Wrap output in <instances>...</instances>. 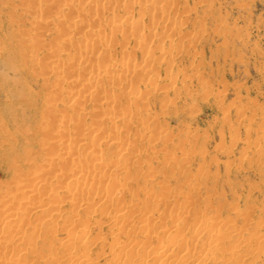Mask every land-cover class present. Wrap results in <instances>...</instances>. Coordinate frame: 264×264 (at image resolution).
<instances>
[{"label":"rangeland","instance_id":"rangeland-1","mask_svg":"<svg viewBox=\"0 0 264 264\" xmlns=\"http://www.w3.org/2000/svg\"><path fill=\"white\" fill-rule=\"evenodd\" d=\"M64 53L71 58L59 57ZM57 66L74 74L56 73ZM106 68L111 78H95L94 89H87L93 72ZM79 73L83 80L75 78ZM121 116L125 124L112 121ZM98 127L107 133L91 135ZM65 152L77 164L61 161ZM122 154L128 162L122 157L124 166H112ZM0 155V213L24 204L54 212L38 218L28 210L17 220L22 232L0 225L5 264L18 253L26 254L22 264H68L88 241L67 246L68 231L90 221L84 226L92 242L89 262L118 264L109 221L116 212H135L128 216L130 230L153 219L151 230L159 235L165 227L159 218L167 213L176 214L175 224L187 233L215 228L225 235L233 228L225 248L245 253L236 264H264V0H0ZM105 164L113 169L103 170ZM36 165L46 170L37 172ZM81 170L97 178L78 203L70 198L75 178L64 175ZM33 177L46 195L35 206L11 192ZM105 188L107 202L99 196ZM135 235H119V245L140 243L135 254L141 256L157 248L156 241L146 245L141 233ZM206 239L197 240L203 251ZM137 255L130 259L136 262Z\"/></svg>","mask_w":264,"mask_h":264},{"label":"bare ground","instance_id":"bare-ground-1","mask_svg":"<svg viewBox=\"0 0 264 264\" xmlns=\"http://www.w3.org/2000/svg\"><path fill=\"white\" fill-rule=\"evenodd\" d=\"M170 1V0H169ZM115 2V1H114ZM136 2V1H135ZM149 2H151V1H149ZM173 2V1H172ZM81 3H83V1L81 2ZM91 3H93V2H91ZM143 3V2H142ZM147 3V2H146ZM94 4V3H93ZM135 4V3H134ZM144 4V3H143ZM153 4V3H152ZM157 3H155V5H156ZM130 5V4H129ZM129 5H128V7H129ZM124 6H126V4L124 5ZM131 6V5H130ZM82 7V6H81ZM149 7V9H153L155 6H154V4H153V6L151 7V5L150 6H148ZM156 7H158V6H156ZM155 7V8H156ZM165 7V6H164ZM171 7V6H170ZM126 8V7H125ZM133 8V7H132ZM155 8H154V10H155ZM163 8V7H162ZM167 8H168V6H167ZM167 8H164L163 10H168ZM141 10H143V9H141ZM156 10H158V9H156ZM160 10V9H159ZM158 10V11H159ZM144 11V10H143ZM149 11V10H148ZM92 12V11H91ZM165 12V11H164ZM184 12V11H183ZM157 13H159V12H157ZM93 14H95V13H93ZM97 14V13H96ZM99 14V13H98ZM187 14V13H186ZM153 15V14H152ZM158 15V14H157ZM98 16V15H97ZM96 16V17H97ZM159 16H161V14L159 13ZM39 18V17H38ZM42 18V17H41ZM91 18H92V16H91ZM95 18V17H94ZM98 18H99V16H98ZM160 18V17H159ZM97 19V18H96ZM43 20V19H42ZM41 20V21H42ZM93 20V19H92ZM128 20V19H127ZM90 22H91V20H89ZM97 21V20H96ZM136 21V20H135ZM44 22H46L45 20H43V23ZM48 22V21H47ZM82 22L84 23L85 21L83 20V21H81V23L80 24H78V25H81L82 24ZM86 22H87V20H86ZM90 22H87V24L88 23H90ZM95 22V21H94ZM97 23V22H96ZM95 23V24H96ZM135 23H137V22H135ZM135 23H132V24H134V26H135ZM93 24V23H92ZM130 23H128V25H129ZM45 25H47V24H45ZM74 25V24H73ZM84 25V24H83ZM92 26V25H91ZM145 26V25H144ZM143 26V27H144ZM75 27H77V26H74V28ZM81 27V26H80ZM83 27H86L87 28V26L85 25V26H83ZM129 27V26H128ZM136 27H138L137 25H136ZM170 27V26H169ZM82 28V27H81ZM80 28V29H81ZM83 29V28H82ZM81 29V30H82ZM85 29V28H84ZM128 29V28H127ZM135 29V28H134ZM138 29V28H137ZM144 29V28H143ZM145 29H146V26H145ZM168 29V28H167ZM116 30H118V28L116 29ZM128 30H130V28L128 29ZM132 30V32H133V28L131 29ZM139 30H141V29H139ZM169 30V29H168ZM174 30V29H173ZM135 31V30H134ZM137 31V30H136ZM203 31V30H202ZM150 32H151V30H150ZM169 32H171V31H169ZM114 33H115V31H114ZM121 33V32H120ZM153 33V32H152ZM102 34V33H101ZM128 34V33H127ZM131 34V33H130ZM142 34V33H141ZM35 35V34H34ZM106 35V34H105ZM134 35V37L135 36H137L136 34H133ZM132 34H131V36H133ZM150 34H148L147 36H145V34H143V38L145 37V40H147L148 38H150V37H148ZM152 35V34H151ZM150 35V36H151ZM30 36V35H29ZM100 36V35H99ZM99 36L97 37L98 39H99ZM139 36V35H138ZM37 37V36H36ZM101 37H103V35L101 36ZM140 37V36H139ZM138 37V38H139ZM146 37H148L147 39H146ZM155 37H156V35H155ZM29 38V37H28ZM34 38V37H33ZM32 39V38H31ZM101 39H103V38H101ZM151 39V38H150ZM137 40H140V39H137ZM149 40V39H148ZM172 40V39H171ZM175 40V39H174ZM105 42V41H104ZM144 43H145V41H144ZM175 43V42H174ZM181 43V42H180ZM100 44V43H99ZM104 44V43H103ZM178 44H179V42H178ZM144 45V44H143ZM171 45V44H170ZM179 47V46H178ZM93 49V48H92ZM90 50H91V48H90ZM93 50H95V48L93 49ZM144 50H146V49H144ZM143 50V51H144ZM94 52V51H93ZM95 52H96V50H95ZM126 56V55H125ZM124 56V58H126ZM59 57H61V58H64V59H69V58H71V57H69V54L68 55H66L65 53L64 54H61V55H59ZM87 58V57H86ZM85 58V59H86ZM110 58H112L111 56H110ZM124 58H122L121 59V61H123V63L125 64V62H124V60L126 61V59H124ZM84 59V58H83ZM82 59V60H83ZM84 59V60H85ZM88 59V58H87ZM85 60V61H88V60ZM81 60V59H80ZM67 61H69V60H67ZM72 61V60H71ZM89 61H91L90 59H89ZM89 61L88 62H86L87 64L89 63ZM75 63L77 62L76 60L74 61ZM73 62V63H74ZM69 63H71V62H69ZM79 63H81V61L79 62ZM123 63H122V66H123ZM72 64V63H71ZM78 63H76V65H77ZM84 64V63H83ZM86 64V65H87ZM90 64L92 65V63L90 62ZM121 64V63H120ZM126 64H128V63H126ZM76 65H74L73 64V66H76ZM90 66V65H89ZM76 68V70H78V67H75ZM68 68L67 67H60V66H57V67H55L53 70L56 72V73H59V74H61V75H70L71 73L72 74H74V72H68V70H67ZM111 70V69H110ZM110 70L108 71L107 70V68H106V70H103L102 72L101 71H95V72H93V76H92V80H87L86 82H87V84L85 83V85H86V87H87V85H88V87H87V89H91V88H93L94 89V87L95 86H93V84H92V82L91 81H93V79H95V78H100V77H103V76H110ZM70 71V70H69ZM143 71V70H142ZM76 72V71H75ZM112 74H113V72H112ZM111 74V75H112ZM149 74V73H148ZM76 76H75V78L77 79V80H83L82 78H83V76L84 75H81L80 73L79 74H75ZM146 75V74H145ZM113 76V75H112ZM149 76V75H148ZM106 78H108V77H106ZM111 78V76L109 77V79ZM103 79V78H102ZM101 79V80H102ZM71 80V79H70ZM103 80H105V79H103ZM108 80V79H107ZM112 80V79H111ZM110 80V81H111ZM145 80V79H144ZM144 80H142L143 82H145ZM174 80V79H173ZM172 79L170 80V82L171 81H173ZM68 81H69V79H68ZM109 82V81H108ZM150 82V81H149ZM154 82H155V80H154ZM175 82V81H174ZM173 82V83H174ZM70 83H71V81H70ZM69 83V84H70ZM116 82H114V84H115ZM118 83V82H117ZM142 83V82H141ZM113 84V83H112ZM119 84V83H118ZM117 84V85H118ZM150 84V83H149ZM152 84V83H151ZM150 84V85H151ZM175 84V83H174ZM116 85V84H115ZM120 85V84H119ZM146 85V84H145ZM173 85V84H172ZM73 86V85H72ZM93 86V87H92ZM170 86H171V83H170ZM168 87H169V85H168ZM167 87V88H168ZM139 88V87H138ZM137 88V89H138ZM134 89V92L133 93H135L137 90H136V88H133ZM132 89V90H133ZM154 89V88H153ZM168 89H172V88H168ZM131 90V91H132ZM152 90V89H151ZM175 90V89H174ZM148 91V90H147ZM148 92H150V91H148ZM137 93V92H136ZM135 93V94H136ZM206 93V92H205ZM84 93L83 92H78V95H81L82 96V98H84L85 99V94L83 95ZM54 95H57V94H54ZM130 95V94H129ZM136 96V95H135ZM178 96V95H177ZM58 98V97H57ZM132 98V97H131ZM137 98H138V96H137ZM134 99V98H133ZM138 100V99H137ZM132 101V100H131ZM133 101H135V100H133ZM130 107H128V109H129ZM136 108V107H135ZM129 110H131V109H129ZM128 111V110H127ZM226 112V111H225ZM128 115V114H127ZM136 115H138V113L136 114ZM104 118V117H103ZM105 118H107V117H105ZM110 118V117H109ZM111 118H112V116H111ZM103 120V119H102ZM107 120V119H106ZM125 120H126V118L124 117H119V118H117V119H112V121L114 122V123H116L117 121L118 122H120V123H122V124H125ZM109 121V120H108ZM126 123H127V121H126ZM101 124V123H100ZM127 125V124H126ZM101 127H103L102 126V124H101ZM100 127V129H102ZM95 128H97V127H95ZM99 129V127H98V129H93L92 128V130L93 131H91V135L93 134V133H96V135L97 136H100V135H102V133L104 134L105 132H103V129L102 130H100ZM2 130V129H1ZM61 131V130H60ZM59 131V132H60ZM102 131V132H101ZM106 131V130H105ZM115 131V130H114ZM64 132V131H63ZM123 132V131H122ZM107 133V132H106ZM105 133V134H106ZM113 134L112 135H114L116 138L118 137V136H120V134H118V132L117 131H115V132H112ZM59 134V133H58ZM64 135V133H60V135ZM111 135V136H112ZM65 136V135H64ZM97 136H94V137H96V138H99V137H97ZM113 136V137H114ZM160 136V135H159ZM101 137V136H100ZM103 137L104 138H107L106 136H104L103 135ZM121 137V136H120ZM119 138V137H118ZM111 139H113V138H111ZM10 140H11V138H10ZM14 140V139H13ZM106 140V139H105ZM12 141V140H11ZM115 142V141H114ZM11 142H9V144H10ZM47 142H45V145L47 146V144H46ZM50 143L51 142H49L48 141V144L50 145ZM116 143V142H115ZM8 144V143H7ZM117 144V143H116ZM48 145V146H49ZM52 143H51V147H52ZM8 146V145H7ZM85 146V145H84ZM84 146L82 147V149L84 150V149H87V147L86 148H84ZM129 146V145H128ZM130 146H131V144H130ZM129 146V147H130ZM134 145H132V147H133ZM9 147V146H8ZM50 146H49V148H51ZM118 147V146H117ZM120 147V146H119ZM135 147V146H134ZM118 149V148H117ZM124 149H126V148H124ZM124 149H123V147H122V149L120 150V149H118V151L120 152V153H122L123 151H124ZM131 150L132 149H134V148H130ZM123 150V151H122ZM135 150V149H134ZM127 151H129V150H127ZM119 152H117L118 153V155H119ZM130 153H131V151H129ZM117 153H116V155H117ZM126 153H128V152H126ZM4 152H1V155H2V157L3 158H5L6 160L8 159L7 158V156L4 154ZM8 154V153H7ZM0 155V156H1ZM115 155V156H116ZM121 155V154H120ZM124 155H126L127 156V154H125L124 153ZM10 156V155H9ZM71 157V155L68 153V152H65L64 154H61L60 155V160L62 161V160H64V159H68V158H70ZM112 157V156H111ZM110 157V158H111ZM113 157H114V155H113ZM112 157V158H113ZM117 157V156H116ZM119 157V156H118ZM117 157V159L114 161L113 159V161L115 162L112 166H116V165H118V164H120L119 162L121 161V160H123L122 159V157H123V154H122V156L120 157V158H118ZM125 157V156H124ZM123 157V158H124ZM128 158H129V155L127 156ZM126 158V157H125ZM128 158H126V162H128L127 161V159ZM100 159V158H99ZM135 159H137V158H135ZM141 159V158H140ZM72 159L70 158L69 159V163H71V164H74V163H76V161L75 160H72V162H70ZM98 160V159H97ZM96 160V161H97ZM125 160V159H124ZM100 161V160H99ZM104 161V160H103ZM102 160H101V162H103ZM112 161V162H113ZM91 162L92 161H90L89 163V165H90V167H91V165H93L92 167H94V168H96L97 167V165H95V164H93V162H92V164H91ZM109 162H111L110 160H109ZM121 163L123 164V166L125 165V162L123 161H121ZM70 164V165H71ZM77 164V163H76ZM107 164H110V163H108L107 162ZM107 164H105V166H103V168H105V167H107V168H109L110 166L109 165H107ZM104 165V164H103ZM121 165V164H120ZM120 165L119 166H117L118 168L120 167ZM109 166V167H108ZM111 166V167H112ZM122 166V165H121ZM128 166V165H127ZM35 167H37L36 168V171L37 172H41V171H45L46 169H45V167L43 166H38V165H36ZM91 167V168H92ZM111 167L109 168V170L111 169ZM18 168L19 167H15L13 170H14V177L15 178H18L19 179V177H18V175L16 174V172L18 173ZM93 168V169H94ZM101 168H102V166H101ZM107 168H105V169H103V170H106ZM115 168V167H114ZM122 168V167H121ZM126 168V167H125ZM125 168H122V170L124 169V170H126ZM112 169H113V167H112ZM102 170V169H101ZM78 171H80V170H78ZM116 171V170H115ZM119 171V170H118ZM70 171H67L66 173V176L64 175V177H62V178H64L65 180L68 178V179H71V178H75V188H74V191H75V196H74V198L73 197H71L69 194H67V195H69L70 196V198L72 199V200H76L77 202L79 201V200H83L84 198H85V194L87 195V194H89V193H87L86 192V187H88V185H94L95 183H96V175H94V177H90V176H86L85 174H83V171L81 170V172H77V171H72V172H70ZM37 177V176H36ZM61 178V179H62ZM36 178L35 177H33L32 179H30L29 181H25V180H22V181H20V182H17L16 183V185H15V187L13 188V190L14 191H11L13 194H12V197L14 198H19L17 201H22V202H24V203H28V202H35V204H34V206L36 205V202H38L39 203V200H41V196H42V194H40V193H42L41 191V187H42V189H43V185H41L42 183H40V181L38 180H35ZM63 180V179H62ZM91 185V186H92ZM107 187H109V186H107ZM102 189V188H101ZM110 190V189H109ZM109 190L108 189H103V190H101L100 192L102 193H100L99 194V196L101 197H99L100 199H102V198H104V200L107 202L109 199H110V197H109ZM99 191V190H98ZM99 193V192H98ZM67 195L66 196H64L65 198L67 197ZM90 195V194H89ZM10 196H11V193H10ZM43 196L44 197H46V195L45 194H43ZM42 196V197H43ZM92 196V195H91ZM43 197V198H44ZM84 197V198H83ZM90 197V196H89ZM11 198V197H10ZM62 198H63V196H62ZM64 198V199H65ZM83 198V199H82ZM91 198H93V197H91ZM46 200V199H45ZM84 201H86V200H84ZM88 201V202H87ZM86 202H87V206L86 207H84V208H86V209H88V211H89V213H90V210L89 209H91V208H93V207H91L92 205L89 203V199L87 200ZM22 202H19V204L20 203H22ZM18 203V202H17ZM37 203V204H38ZM40 203H41V201H40ZM79 203V202H78ZM83 203V202H82ZM89 203V204H88ZM18 204V205H19ZM31 203H29V205H30ZM86 204V203H85ZM25 205V204H24ZM23 205V206H24ZM22 206V207H23ZM28 206V205H27ZM31 206L32 205H30L29 206V209L28 210H30L29 212H31L32 214H33V216L35 215V217H40V218H42V217H45V216H49V215H53L54 214V212H52L49 208H45L44 206H39L38 205V207H34L33 209L31 208ZM19 207V206H18ZM17 207V209H15V210H13V211H10V212H4V213H0V225H3L4 226V228L6 227V229H13L14 228V230L15 229H17V231L19 232V231H21L22 232V226H20V225H18L17 223L19 222V221H17V220H21V219H25V217L26 216H28L27 214L29 213L28 212V210H26L27 208H26V206H25V208L26 209H23L22 207H19L18 208ZM32 210H31V209ZM87 211V212H88ZM92 211V210H91ZM100 213V212H99ZM132 212H125V213H123V212H116L115 213V215L114 216H111V218L109 219V221H110V223H111V229L114 231V232H112L113 234H112V236L113 235H115L116 237H114V240H112V241H114L113 243L114 244H112V247H113V262L114 263H121V262H123L122 260H124V264H150V262H153L152 264H192V263H194V264H236L239 260H242L243 258H244V256H245V253L242 251V249H241V251L240 250H238V249H226L225 248V243H226V241H227V238H228V235L230 234V233H232L233 232V228H230L229 229V233H227V234H222V233H220V231L219 230H217V229H215V228H205L204 230H205V232H203L202 233V231L201 230H199V228L198 229H195L194 231H192L191 233H187V232H185V227H181L180 225H177V224H175L177 221H178V218H177V215L176 214H174V213H167V214H163L160 218H159V220L161 221V223H162V226L164 227V229H161V226H157L158 228L157 229H161V231H162V234L161 235H159V234H157V232H154L155 230H151L152 228H151V226H152V222L153 221H151V220H153V219H150V218H147L146 220H144L143 221V223H142V225L141 226H134V227H132L131 226V230L130 229H128L127 228V225L129 224V218H128V216H130L129 214H131ZM139 213V212H138ZM141 213V212H140ZM143 213H145V212H143ZM142 213V214H143ZM149 213V212H148ZM100 214H102V215H106V212H103V211H101V213ZM133 215L135 214V212H133L132 213ZM131 214V215H132ZM150 214V213H149ZM184 214V213H183ZM132 215V216H133ZM145 215H146V213H145ZM148 215V214H147ZM151 215V214H150ZM150 215H149V217H150ZM106 216H108V215H106ZM132 216H131V222H132ZM143 217H144V215H142ZM30 217H31V215H30ZM28 218V217H27ZM86 218H90V217H86ZM92 218V217H91ZM109 218V217H108ZM23 219V220H24ZM104 219V218H103ZM150 219V220H149ZM22 220V221H23ZM35 220H36V218H35ZM86 220V219H85ZM158 220V219H157ZM156 219H155V222L157 221ZM17 221V222H16ZM89 221V220H88ZM93 221H94V219H93ZM83 222H85V221H83ZM91 222V221H90ZM90 222H86V225H85V223H84V225H83V223H82V226H83V228H79V225H80V222H79V224H77V226H78V230L77 231H74V228L72 229L73 230V233H72V230H70V231H68L69 232V234L67 235V237H66V239H65V241H66V245L67 246H72V245H74V244H76L78 241H81L82 242V240H84V238H86L87 237V240L88 241H83L81 244V246H80V248H81V253L79 254V253H77V254H70L68 257H67V261H68V264H92V262H89V260H88V255H87V253H88V249H89V247L91 246L90 245V243H92L91 241L89 242V239H88V230L85 228L86 226H87V223L90 225ZM24 223V222H23ZM128 223V224H127ZM154 223V222H153ZM167 223H171V225H172V227H171V229H167V227H169V225L166 227V224ZM131 224V223H130ZM129 224V225H130ZM175 224V225H174ZM76 225V224H75ZM88 225V229H90L91 227ZM92 225V224H91ZM155 225H156V223H155ZM24 226V225H23ZM67 226V225H66ZM65 225L64 226H62L63 228L64 227H66ZM82 226H80V227H82ZM85 226V227H84ZM228 225L226 224L225 225V227H227ZM75 228H77L76 226H74ZM160 227V228H159ZM129 230V233L126 231L127 229ZM65 229V228H64ZM63 229V231H66V230H64ZM66 229L68 230L69 229V227H66ZM0 230H1V228H0ZM39 230V229H38ZM38 230H35L36 232H38ZM89 231H91V230H89ZM36 232H34L35 233V235L38 237V235L36 234ZM160 232V231H159ZM72 233V234H71ZM124 233H127V234H131V235H135L136 233H137V235L139 234V233H141V235H143L144 236V239H145V243H147L146 245H149V243H151V246H152V242L153 241H156L157 242V248H156V246H155V249H153V246H152V249L151 250H147V252H145V254L143 253V256H141L140 255V253H139V255H140V259L139 260H137L136 262L134 261L133 262V258H132V256L134 255H137V254H135L136 252H137V246L139 247V244H133L134 242H132V241H130V242H132V243H130V244H127V243H124V245H122V246H120L119 245V242H120V239H119V241H118V237H119V235H124ZM126 236V235H125ZM124 236V237H125ZM130 236V235H129ZM128 236V237H129ZM136 236V235H135ZM120 238V237H119ZM134 238V237H133ZM199 238H207L206 239V241H207V245L209 246V248L208 249H206L205 251H203V250H201V248L197 245V240L199 239ZM129 239V238H128ZM132 239V238H131ZM237 241H239V246H240V248H241V246L245 243V239H244V237H242L241 236V234L239 233L238 235H237ZM4 242H6V243H8L9 241L8 240H4ZM78 243H80V242H78ZM262 243H264V238H263V241H262ZM143 244V243H142ZM141 244V245H142ZM151 246H149L150 248H151ZM143 247H145V246H143ZM148 248V247H147ZM144 249V248H143ZM142 249V252L143 251H145V250H143ZM145 249H146V247H145ZM139 250V249H138ZM141 252V253H142ZM139 255H137V256H139ZM25 256H26V254H20L19 255V253L17 254V255H15V256H12V257H10L9 258V264H22L23 262H25L26 261V258H25ZM130 258H132V259H130ZM139 258V257H138ZM129 260L131 261L132 260V262L131 263H128L129 262ZM134 260H136L135 258H134ZM0 264H5V263H3V262H1L0 261ZM122 264V263H121Z\"/></svg>","mask_w":264,"mask_h":264}]
</instances>
